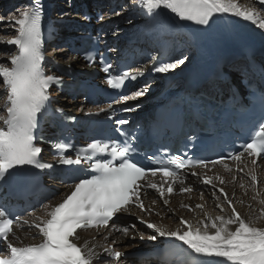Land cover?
Segmentation results:
<instances>
[{"label":"snow or ice","instance_id":"6c2138e0","mask_svg":"<svg viewBox=\"0 0 264 264\" xmlns=\"http://www.w3.org/2000/svg\"><path fill=\"white\" fill-rule=\"evenodd\" d=\"M252 2L255 4L256 0ZM139 3L150 14L159 15L160 12L168 10L180 20L198 25H209L214 17L229 14L264 30V16H261L255 7L242 8L236 0H139ZM258 3L264 7V0H258ZM43 13L42 0H32L27 9H17L15 14L7 17V22L15 28L16 35L4 42L14 45L16 51L7 57L10 67L0 63V87L5 93L3 109L6 112V116H0L4 125L0 127V181L6 180L12 174L10 170H22L25 165L41 170L53 167L50 163L41 162L39 157L43 149L35 142L38 117L44 112L50 99L49 89L60 83L59 77L46 75L42 66L46 59L42 44ZM5 19L0 16V24L4 23ZM86 58L94 62L91 55ZM185 59L186 57H177L173 62L155 61L148 71L167 73L184 64ZM100 60L104 63L103 56H100ZM51 62L55 63V60ZM111 68V64L105 63L103 71L109 73ZM142 75L144 72L140 69L135 72L124 71L117 76L109 74L106 82L112 89H120L125 85V81H135L137 76ZM146 90L145 88L133 91L131 95H122L120 99H135L142 96ZM116 102L119 103V100ZM111 108L112 104H109L108 109ZM105 110L99 109L100 112ZM122 110L130 112L134 109L125 107ZM116 123L124 125L128 121L118 119ZM55 147L61 153H67L72 145L58 142ZM131 151L127 141L123 144H110L93 139L86 147L76 150L74 158L61 154L58 163L68 166L69 169L72 166H81L85 161L88 166L83 169L82 175L73 178L70 193L66 194L61 202L54 206H44L46 213L43 217L24 219L0 206V253L7 252L6 255H0V264H119L124 253L103 245V251L96 252L87 240L78 245L76 241L80 239L79 231L95 229L99 233L100 229H112L124 236L130 235V229H135L136 225L119 226L114 218L118 219L121 213L132 214V207L137 208L141 214L151 213L154 209L146 207L142 199L149 189L158 193L157 199L167 206L169 200L165 198L166 194H174L175 184L184 185L180 170L185 167L208 168L209 165L223 163L225 170L231 172L229 165L224 163L231 159L237 163V171L243 172L244 168L239 165L248 167L243 159L246 155L251 158L247 175L255 187L258 182L255 169L258 161H264V123L258 125V130L251 135L250 142L242 145L241 150L229 153L226 157L221 156L218 160L201 159L194 165H186L183 158L174 156L162 166L153 168L133 162L129 156ZM158 174L161 177L159 181L153 179ZM191 174L198 178L200 176L195 171ZM216 178L221 185L225 183L222 177ZM201 182L216 188L210 177L205 176ZM240 187L243 188L244 185L241 184ZM179 191L191 193L193 189L185 185ZM218 192L220 195L213 191L212 196L217 200L222 197L231 208L227 218L223 215L213 218L205 213V220L200 221V226L194 228L181 217L180 223L187 227L186 231H168L145 220L143 215L137 219L153 231L154 234L148 236L149 240L155 241L158 236L173 237L183 242L190 250L189 255L199 259L200 264H211L210 258H222L217 264H264V227L254 224V219L264 218V208L260 209L259 216L253 220L246 219L233 206V200L223 187H220ZM252 199H256V196ZM156 203V199L152 200V205ZM260 204L264 205V200H260ZM181 207L192 210L189 205L181 204ZM195 207L203 209L201 204H196ZM217 207L220 205L217 204ZM233 225L234 230L231 227ZM14 226H26L29 230L38 229V234L42 237L41 242L30 245L20 242L19 246L14 244L12 238L19 241ZM103 238L107 239L106 236ZM140 239H144L143 235Z\"/></svg>","mask_w":264,"mask_h":264},{"label":"bare ground","instance_id":"6f19581e","mask_svg":"<svg viewBox=\"0 0 264 264\" xmlns=\"http://www.w3.org/2000/svg\"><path fill=\"white\" fill-rule=\"evenodd\" d=\"M105 1V0H104ZM237 3L240 4L242 8L245 7H255L258 12H260L261 16H264V13H261V6L256 0V3L253 4L252 0H236ZM63 1L57 3L60 9L54 10V13H62V18L65 19L69 15V12L63 13L65 8H67V2L65 6L63 5ZM65 7V8H64ZM63 10H62V9ZM4 9V6L0 5V12ZM133 16L136 18V22L129 24V31L131 34L136 32H141L147 30V27H150L147 30V33L160 31L162 32L164 29L169 27L176 28L180 33L185 35L186 26L190 24L193 25L194 22L191 21H182L175 14L170 13L168 10H164L160 12L159 15H153L147 12L146 9L142 8L139 0L133 3ZM23 11V10H20ZM159 11V10H157ZM155 18V21L152 22V19ZM111 19V17H110ZM215 23V30L219 33L222 40L225 41L228 45H231L232 42L241 39L243 37H251L256 39L262 43H264V30L258 29L255 25H253L249 21H245L242 18L231 16L229 14L218 15L212 20ZM8 31L5 37L0 36V47L2 48L5 54H0V63H5V66H11L7 61V57L11 54H14V45H8L4 41L7 39L13 38L16 35V30L14 27L9 26L7 20L4 23L0 24V32ZM124 31V29H123ZM124 33H126L124 31ZM186 46V45H185ZM185 49V47H184ZM54 53V54H52ZM52 60L54 59L56 62L62 65H74L79 60L75 58H70L66 60L65 49L58 52H52ZM60 53V55H57ZM49 55H47L48 58ZM51 57V56H49ZM173 73L171 70L167 72V74ZM3 92V88L0 87V93ZM55 96V95H53ZM79 102V101H78ZM80 103V102H79ZM70 104V108L67 109V112H73L75 109V105ZM3 101H0V109H2ZM83 107V104H80L76 109L80 110ZM238 167V166H237ZM239 167H243V172L235 171L232 168V171L229 172L227 170H222L219 167H213L211 170H199L202 173L203 177L212 178L213 184L216 185V188H206L203 189L199 183L200 181H195L192 179H188L184 181V185L179 183L174 185V194L168 195L166 197L169 200V204L164 206L162 201L157 199V195L155 194H147L143 197L144 203L146 207H152L154 210L151 213L141 214L139 211L131 210V216L129 220L122 222L120 221L119 226H127L135 224V229H130V235L124 236L119 232H116L112 229H105L102 231H89V232H81L79 233L80 239L76 241L78 245H82L85 240H87L90 247H94V251L102 252L104 247H111L115 250L121 251L125 253L130 250H139L141 248L153 247V245H161L165 241H170L173 237H159L157 240L152 241L148 239V236L154 234L151 229H147L146 225L143 227L137 223V217L143 215V218L149 222L155 223L158 226L165 228L168 231H174L176 229H181L182 231H186L187 227L182 226L180 223V218L182 217L188 224H191L194 228L200 226L199 222L205 220V213L208 216L215 217L219 215H223L224 217H229L231 213V208L221 197L220 200L215 199L212 196V192L216 191L218 195V189L223 187L225 192L228 194L229 198L233 200V206L237 209L239 213L243 217L249 220H253L255 217L259 216L260 209L264 208V205L260 204V200H264V165L259 164L255 169V174L257 175L258 182L253 187L251 183L250 176L247 173L250 171L251 165L248 167H244V165H239ZM217 176L222 177L225 181L223 185L220 184L219 180L216 178ZM235 178V179H234ZM243 184L244 187H240ZM190 186L193 191L191 193H181L179 189L182 186ZM65 190H60L59 194L55 197L53 202L49 206H53L57 203L59 199H61L67 193ZM201 193H203V198H201ZM259 193V195H257ZM253 196H256V199H252ZM156 199L157 203L152 205V200ZM243 201V203H241ZM181 204L189 205L192 209L191 211L188 208L181 207ZM196 204L203 205V209L196 208ZM217 204L220 207H217ZM251 206V207H249ZM221 208L223 211H221ZM157 212L159 215H157ZM46 209L45 207L41 209L36 215L32 217L34 219L36 216L43 217L45 216ZM128 214V213H126ZM136 218V219H135ZM254 224L257 227H264V218L254 219ZM234 230V225L231 226ZM214 231V230H213ZM37 234L35 231H28L25 233L15 232L16 237H19V241L15 238H12L13 243L19 244L22 242L23 244L34 243L36 242L34 239L29 238L28 236H33ZM143 235L144 239L141 240L140 236ZM107 237L104 239L103 237ZM115 241V243H112ZM119 264H123L121 260Z\"/></svg>","mask_w":264,"mask_h":264},{"label":"rangeland","instance_id":"374dc122","mask_svg":"<svg viewBox=\"0 0 264 264\" xmlns=\"http://www.w3.org/2000/svg\"><path fill=\"white\" fill-rule=\"evenodd\" d=\"M58 1H60V0H58ZM137 1V0H136ZM136 1H134V2H136ZM9 2V0H3V1H1L0 2V5L1 6H4V4L5 3H7V4H9V6L10 7H12V9H11V11H9V12H3V11H1L0 12V16H3V17H5L6 19L5 20H7V17H9V16H11V15H13V14H15L16 13V11H17V9H19V10H23V9H20L21 7L20 6H18L19 4L17 3L18 1L17 0H12L11 1V3H8ZM133 2V3H134ZM4 3V4H3ZM59 3V2H58ZM6 5V4H5ZM15 5V6H14ZM60 5H62V4H60ZM63 5L65 6V2H63ZM62 5V6H63ZM123 5H125V6H123ZM132 7H133V4H132ZM65 8V7H64ZM63 8V9H64ZM62 9V8H61ZM62 9V10H63ZM66 9V8H65ZM131 9V6H130V0H129V2H127V3H124V4H122V6L120 7V8H116V13L114 14V16H113V18L115 17V19H117V20H120L121 19V23H127L128 22V12H129V10ZM261 13H264V7H262L261 8ZM137 20V19H136ZM136 20H134L133 22H136ZM133 22H131L130 24H132ZM7 33H8V31H4V32H0V36L1 37H5L6 35H7ZM2 48L0 47V54H5L6 52H3V50H1ZM65 48H61V49H58V50H50V52H47V55H49V56H51L52 57V55H50V53H52V52H60V51H62V50H64ZM49 51V50H48ZM52 54H54V53H52ZM65 56H66V60L67 59H70L71 57H70V55L68 54V52L66 51V49H65ZM46 55V56H47ZM57 55H60V53H57ZM48 56V57H49ZM80 61V60H79ZM78 61V63H80ZM80 102V101H79ZM79 102H73V103H71V102H69V101H62V103L66 106H68V107H70V104L69 103H71L72 105H75V109L80 105V103ZM136 219V218H135Z\"/></svg>","mask_w":264,"mask_h":264}]
</instances>
